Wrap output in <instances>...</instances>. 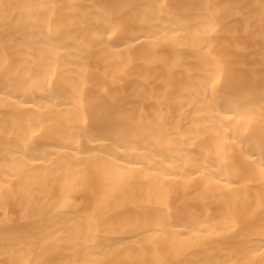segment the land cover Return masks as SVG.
Here are the masks:
<instances>
[{"label":"bare ground","instance_id":"6f19581e","mask_svg":"<svg viewBox=\"0 0 264 264\" xmlns=\"http://www.w3.org/2000/svg\"><path fill=\"white\" fill-rule=\"evenodd\" d=\"M0 264H264V0H0Z\"/></svg>","mask_w":264,"mask_h":264}]
</instances>
